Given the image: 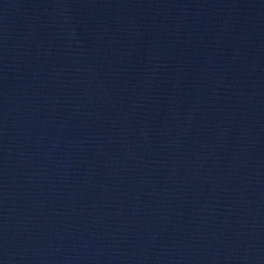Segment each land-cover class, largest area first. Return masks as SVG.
<instances>
[{
  "label": "water",
  "instance_id": "obj_1",
  "mask_svg": "<svg viewBox=\"0 0 264 264\" xmlns=\"http://www.w3.org/2000/svg\"><path fill=\"white\" fill-rule=\"evenodd\" d=\"M0 264H264V11L0 0Z\"/></svg>",
  "mask_w": 264,
  "mask_h": 264
}]
</instances>
